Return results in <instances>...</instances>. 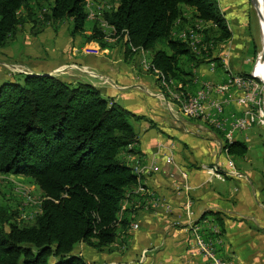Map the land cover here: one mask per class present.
Listing matches in <instances>:
<instances>
[{"label":"trees","instance_id":"trees-1","mask_svg":"<svg viewBox=\"0 0 264 264\" xmlns=\"http://www.w3.org/2000/svg\"><path fill=\"white\" fill-rule=\"evenodd\" d=\"M44 1L0 0V49L16 32L19 11L25 9L32 19L31 2ZM182 7L214 26L204 32L209 41L222 44L230 38L216 0H115L113 9L93 21L85 40L101 42L104 23L123 41L127 55L132 49L154 50L147 72L158 82L188 85L194 69L210 62L219 68L220 59L210 49L199 57L187 41L172 35L183 20ZM43 18L53 25L69 20L71 37L84 35L86 0H52ZM157 45L164 49L155 50ZM131 120L138 117L87 82L19 74L0 85V174L28 178L42 191L31 225L20 227L15 212L0 207V264H87L74 254L78 244L102 251L115 243L118 227L129 224L118 220L121 203L137 185L123 157L137 141ZM213 133L230 155L246 153L244 143H228L221 133Z\"/></svg>","mask_w":264,"mask_h":264},{"label":"crops","instance_id":"crops-1","mask_svg":"<svg viewBox=\"0 0 264 264\" xmlns=\"http://www.w3.org/2000/svg\"><path fill=\"white\" fill-rule=\"evenodd\" d=\"M247 1L216 0L231 36L222 44L212 40L206 47L201 44L210 49L212 57L220 59L219 68L210 72L205 64L194 69L193 83L188 86V92L195 91L201 81L223 83L232 75H249L245 72L249 61L247 55L250 53L253 59L256 46L246 35L244 12ZM182 12L183 19L187 18L186 12L193 16V10L188 7H182ZM194 19L200 26L205 25L200 34L206 39L208 35L204 32L214 29V26ZM181 22L184 23L183 20ZM184 32L191 31L185 29ZM43 34L54 38L55 50L65 51L66 47V60L56 62L54 66L66 63L93 70L97 81L92 85L110 103L120 102V106L138 117V120H133L137 141L123 154L137 176V185L125 193L118 214L119 222L126 219L129 224L125 229L117 225L118 238L106 249L97 251L80 243L74 249L75 255L88 264H205L202 258L189 255L190 235L185 230L172 229L171 225L175 220L185 225L187 222H203L209 217L221 231V257L232 264H264V150L263 147L250 146L253 135L244 132L236 136L235 141L247 146L243 156H236L223 149L221 140L214 133L186 132L185 126L193 129L196 124L177 118L166 109L158 99L159 86L145 79L144 73L148 70L145 67L142 70L138 64L139 51L127 55L123 41L117 38L111 39L112 42L104 38L98 43H85L81 49H97L93 55H86L76 53V48H72L79 36L62 38L60 31L50 28ZM63 43L65 47H61ZM146 53L144 51L145 57ZM240 68L242 72L237 73ZM243 82L249 83L248 80ZM180 110L191 115L184 101L180 102ZM182 111L185 118H191ZM192 118L203 130L217 131V126H213L206 116L195 115ZM203 123L211 125V129ZM158 143L164 144L166 149L159 155L157 170L147 174L141 168L147 167V159L156 152ZM128 150L134 153H128ZM169 154L173 156L174 165L167 162ZM137 157H141L139 164H133ZM202 166H208L213 176L211 181H208ZM180 171L188 177L191 190L187 194L182 190L185 180L180 177ZM154 196L170 204V213L155 210L149 205L148 200H153ZM187 196L191 205L190 213L186 215L183 202ZM136 225L138 227L134 229Z\"/></svg>","mask_w":264,"mask_h":264},{"label":"rangeland","instance_id":"rangeland-1","mask_svg":"<svg viewBox=\"0 0 264 264\" xmlns=\"http://www.w3.org/2000/svg\"><path fill=\"white\" fill-rule=\"evenodd\" d=\"M52 0H46L44 2H40L37 4L36 2H31L33 16L32 19L28 18L25 12V9H21L19 11V18L20 24L17 27L16 32L9 37L6 44L0 49V85L7 81H13L17 78L19 74H31V75H42V74H50L52 76L59 77L62 80L68 82H87L90 84L96 83L97 75L94 73L93 70L87 69L86 67L82 68L75 64H66L61 63L63 65L54 66L56 62H60L62 59L66 58V47L63 43L61 47H65V51L61 49L55 50V40L51 38L50 35H45L43 32H48L49 28L54 29L55 31L61 32V37L65 38L67 35H71L72 24L71 21H63L57 23L55 25L51 23H47L44 21L43 13L48 10L49 5L51 4ZM247 7L246 11L244 12V17L246 21V35L251 38L254 42V46H256V56L254 58H250V53L247 55L248 62H246V69L245 72L249 73V75L243 76L239 75V80L244 81L248 80L249 83H252L257 86V99L261 100V109H256V117L261 118H254L251 122L250 127L245 131L247 134L253 135V141L251 145H256L257 147H263L264 150V95H263V87L262 81L258 78L253 77V72L257 67L259 61L261 60L260 57L262 55V48H263V37H262V23L264 25V18L259 15V11L255 6V10L252 7L251 2L249 0L246 2ZM115 7V0H86V11L88 14V20L85 24V32L84 35H76L79 36L75 45H72V48H76V53H84L86 55H93L96 48H82L81 47L88 43L86 42V36L91 34L93 21L99 20L102 13L105 11H109ZM184 14V13H183ZM187 15L186 19H183L184 23H180L178 21L175 25L173 36L175 38H182V35L191 36V39H185L191 46L193 53L197 56H201L204 50L199 49L200 45H207L211 42L203 37L200 34L201 28L205 25L200 26L199 23L191 15L192 13H185ZM28 20H25V19ZM25 20V22H24ZM24 23H23V22ZM22 22V23H21ZM32 22H36L34 26ZM180 23V25H179ZM190 23V24H189ZM197 23V24H196ZM34 27H33V26ZM179 25V26H178ZM102 29L105 34L106 40L114 41L115 32L111 27H106L104 23H101ZM36 27V28H35ZM42 30V32L39 30ZM187 29L191 32H184ZM210 29L206 30V33L210 32ZM34 33V34H33ZM212 34H210L211 37ZM113 37V38H112ZM110 41V42H112ZM95 42V41H94ZM193 42V44H192ZM98 43V42H97ZM100 44V43H99ZM206 47V46H205ZM163 48L160 45L155 47V50ZM71 49V47L69 48ZM164 49V48H163ZM139 50V49H138ZM62 51V52H61ZM69 51V50H68ZM133 51V50H132ZM54 52V53H53ZM138 53V51H133ZM154 50L147 51L146 57L143 53V50H139L140 53V66L143 70L145 65H151V57L153 55ZM54 56H53V55ZM66 60V59H65ZM188 69V68H187ZM149 70V69H148ZM195 70H193L194 73ZM237 73L242 72L240 70L236 71ZM144 73V72H143ZM145 79L151 83H155L157 87L159 86L160 95L158 99L163 103L166 109L171 112V114L175 117H180V119L188 120L193 124V129H190L185 126L186 132H195L196 129L199 127L197 120L192 118H185L182 115L180 110V102L183 101L181 95L185 92L188 93L189 87L192 85L189 83L188 85H181V83L177 84V82L170 81L169 84L164 82H158L157 76L153 75L152 73H144ZM231 78H238V75H232ZM189 80V79H188ZM168 86V91H166V87ZM189 86V87H188ZM163 90L167 93H164ZM191 93V92H189ZM120 104V102L118 103ZM122 104V103H121ZM168 112V113H169ZM183 112V111H182ZM184 113V112H183ZM185 114V113H184ZM163 115V114H162ZM170 115V114H169ZM187 115V114H185ZM150 118L152 114H148ZM191 117V115H187ZM166 117V114H165ZM133 124V121H130ZM204 122V121H203ZM191 125V124H190ZM198 125V126H197ZM203 126L210 128L211 125L207 123H203ZM192 127V126H191ZM213 130V129H211ZM209 129L200 131V132H211ZM197 132V131H196ZM197 132V133H200ZM244 133V132H243ZM241 133H239L240 135ZM235 141V140H234ZM202 166V171H203ZM204 172V171H203ZM188 179V177H187ZM42 199V191L28 178L19 175H7V174H0V207L6 208V210L10 212H15V220L14 222L18 224L20 227L28 226L33 223L34 217L39 212V204ZM121 209V208H120ZM76 252V251H75ZM74 252V254H76ZM77 255V254H76ZM87 258V257H86ZM57 259L51 258V261L55 262ZM87 263V262H86ZM88 264V263H87Z\"/></svg>","mask_w":264,"mask_h":264},{"label":"built area","instance_id":"built-area-1","mask_svg":"<svg viewBox=\"0 0 264 264\" xmlns=\"http://www.w3.org/2000/svg\"><path fill=\"white\" fill-rule=\"evenodd\" d=\"M104 25L107 27L106 24ZM182 38L188 39L185 35H182ZM200 49L206 50L202 45H200L198 51ZM132 50L136 51V49ZM149 67L151 66L145 65L147 70ZM208 67V70L213 72L216 65L210 62ZM257 93L256 85L240 81L238 75V78L227 77L223 83L201 81L195 91L191 93L185 92L181 95V98L189 111H191V120L195 115L206 116V118L212 121L213 126H217V131L223 135V138L226 141L232 142L239 133L245 132L250 127L254 118H261L256 117L255 112L256 109H261L262 103L261 100L257 99ZM196 131L200 132L203 129L198 127ZM164 149H166L164 144L158 143L156 145V152L147 159V167L141 168V170H145L147 174L156 171L159 155H161V151ZM139 158L141 157L135 158L133 164H139ZM166 158L167 162L174 165L171 154ZM203 171L207 175L208 181H211L213 176L208 170V166L203 167ZM179 174L185 180L182 190L187 194L191 190V187L187 183V174L183 171H180ZM148 201L149 205L155 210H164L166 213H170L172 209L168 202L159 197L154 196L153 200ZM183 203V209L187 215L190 213L191 205L188 196L184 199ZM137 227L136 225L134 229H137ZM171 228L174 230H185L190 235L188 252L191 257H200L205 264H232L220 256L219 243L221 231L215 221L209 217L204 218L203 222H187L185 225L180 220H175L172 222Z\"/></svg>","mask_w":264,"mask_h":264},{"label":"bare ground","instance_id":"bare-ground-1","mask_svg":"<svg viewBox=\"0 0 264 264\" xmlns=\"http://www.w3.org/2000/svg\"><path fill=\"white\" fill-rule=\"evenodd\" d=\"M252 2L256 6V8L258 9L259 15L261 17V22H262V18H264L263 10H262V0H252ZM262 37H263V47H264V25H263V23H262ZM260 59L261 60L259 61L257 67L255 68V70L253 72V77L254 78H258L259 80L263 81L264 80V59H263V53H262Z\"/></svg>","mask_w":264,"mask_h":264},{"label":"water","instance_id":"water-1","mask_svg":"<svg viewBox=\"0 0 264 264\" xmlns=\"http://www.w3.org/2000/svg\"><path fill=\"white\" fill-rule=\"evenodd\" d=\"M250 2L253 4L252 0H250ZM262 10H263V16H264V0H262ZM262 53H263V59H264V47L262 48ZM42 75L52 76L50 74H42ZM262 87H263V95H264V80L262 81Z\"/></svg>","mask_w":264,"mask_h":264}]
</instances>
